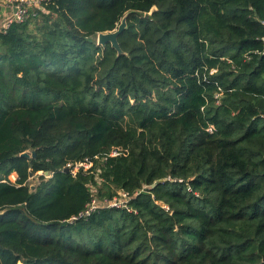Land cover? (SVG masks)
Wrapping results in <instances>:
<instances>
[{"label": "trees", "instance_id": "obj_1", "mask_svg": "<svg viewBox=\"0 0 264 264\" xmlns=\"http://www.w3.org/2000/svg\"><path fill=\"white\" fill-rule=\"evenodd\" d=\"M0 213V264H264V0H45L0 32Z\"/></svg>", "mask_w": 264, "mask_h": 264}, {"label": "built area", "instance_id": "obj_2", "mask_svg": "<svg viewBox=\"0 0 264 264\" xmlns=\"http://www.w3.org/2000/svg\"><path fill=\"white\" fill-rule=\"evenodd\" d=\"M5 4V6L11 8L14 10V13L9 19L6 20L4 27H3V32H6L9 27L16 22H24L27 20L31 15L32 12L34 11L35 8L40 7L43 1L45 0H38V1H33V0H2ZM209 131H212V129H209ZM116 155V152L113 153ZM71 167V165H69ZM91 167V163L89 164L87 161L86 162H81L76 164L75 168L73 169V172L76 173L80 168H85L89 169ZM11 180L15 181V175L11 176ZM122 198H126L127 195L125 193H120ZM112 206L115 207H126L124 205V202L121 200H115L113 203H111ZM97 208V203L96 201L93 202V204L90 206L88 212L86 213L87 215L90 214L91 212L95 211ZM164 209L168 212L169 208L167 206H164Z\"/></svg>", "mask_w": 264, "mask_h": 264}, {"label": "water", "instance_id": "obj_3", "mask_svg": "<svg viewBox=\"0 0 264 264\" xmlns=\"http://www.w3.org/2000/svg\"><path fill=\"white\" fill-rule=\"evenodd\" d=\"M127 27V16L121 21V24L119 25L118 29L112 32H105L101 33L98 36V45L106 46L108 43L111 44L112 48L115 49L118 52V56L123 54V51L121 50L120 44H119V36L124 32V30ZM32 155L33 158L36 157V152L30 153H23L21 157L23 158H30ZM69 170L66 169L65 172H68ZM49 173H45L46 176H48ZM34 175L31 173L30 178H33ZM34 190L35 187H32ZM1 214V213H0Z\"/></svg>", "mask_w": 264, "mask_h": 264}, {"label": "crops", "instance_id": "obj_4", "mask_svg": "<svg viewBox=\"0 0 264 264\" xmlns=\"http://www.w3.org/2000/svg\"><path fill=\"white\" fill-rule=\"evenodd\" d=\"M38 1V0H33ZM14 13V10L5 6L4 2L0 0V32H2L4 24L9 17H11Z\"/></svg>", "mask_w": 264, "mask_h": 264}, {"label": "rangeland", "instance_id": "obj_5", "mask_svg": "<svg viewBox=\"0 0 264 264\" xmlns=\"http://www.w3.org/2000/svg\"><path fill=\"white\" fill-rule=\"evenodd\" d=\"M32 179H34V177H33V178H31V180H32ZM36 182H37V181H36V179H35V180H33V182H32V183H33V187H35V184H36Z\"/></svg>", "mask_w": 264, "mask_h": 264}]
</instances>
